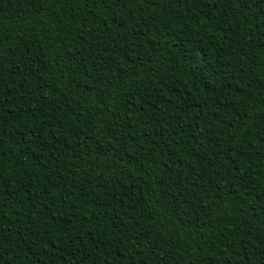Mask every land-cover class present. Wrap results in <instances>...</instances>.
<instances>
[{"label":"trees","instance_id":"trees-1","mask_svg":"<svg viewBox=\"0 0 264 264\" xmlns=\"http://www.w3.org/2000/svg\"><path fill=\"white\" fill-rule=\"evenodd\" d=\"M0 264H264V0H0Z\"/></svg>","mask_w":264,"mask_h":264}]
</instances>
